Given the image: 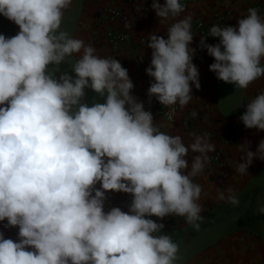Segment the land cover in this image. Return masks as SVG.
I'll return each instance as SVG.
<instances>
[{"label":"crops","instance_id":"crops-1","mask_svg":"<svg viewBox=\"0 0 264 264\" xmlns=\"http://www.w3.org/2000/svg\"><path fill=\"white\" fill-rule=\"evenodd\" d=\"M10 1L22 21L0 45V135L14 123L19 138L0 146L15 201L0 209V264H264V0ZM199 22L234 35L179 84L163 125L188 182L172 199L171 178L148 156L132 167L130 148L163 124L145 106L151 64L178 46L192 57ZM111 25L132 37L116 51ZM216 149L221 169L206 163Z\"/></svg>","mask_w":264,"mask_h":264},{"label":"built area","instance_id":"built-area-1","mask_svg":"<svg viewBox=\"0 0 264 264\" xmlns=\"http://www.w3.org/2000/svg\"><path fill=\"white\" fill-rule=\"evenodd\" d=\"M135 0H125L127 4ZM44 0H29L28 7L31 10L40 8ZM259 7L254 8L258 11ZM122 9L117 7H109L106 11L107 19L113 24L122 17ZM22 15L13 7L10 0H0V45L7 47L14 41L15 29L21 23ZM195 29L199 34L198 46L192 57L188 59L182 58V48L178 46L174 52L171 64L164 62H155L150 66L151 81L150 93L146 97V110L152 115L156 109L162 125L150 127L153 135L149 144L136 142L131 145V166L134 167L143 161L145 156H148L155 165L160 167L165 174L171 178L172 189L169 192V197L177 199L183 188L187 185V181L180 176L179 172L182 167V159L175 151L177 143L170 134L165 131L164 127L174 126L178 121V87L179 84L192 75L196 68V63L202 59L207 53H210L215 47L221 45L233 37V27L229 22H226L220 29L199 22L195 25ZM105 40L108 46L116 51L122 44L129 43L132 37L129 33L116 30L113 25L108 26L104 32ZM260 101V100H258ZM37 121L43 122L44 118L41 113H34ZM164 125V127H163ZM181 125L183 129L188 130L190 123L187 118L182 119ZM212 133H207L205 137L211 138ZM19 138L18 126L14 123L6 125L0 135V146L4 141L16 140ZM226 142V139H223ZM206 163L214 166L217 169L223 167L222 152L216 149L207 157ZM24 171L29 177H37V172L33 165L26 164ZM44 176V175H43ZM15 207V201L11 194V187L7 181L0 182V209L2 211L12 210ZM17 223V220H13ZM124 241L129 251H134L136 244L131 236H125ZM73 254H70L65 259V264H69L73 260ZM31 264V259L27 261Z\"/></svg>","mask_w":264,"mask_h":264}]
</instances>
